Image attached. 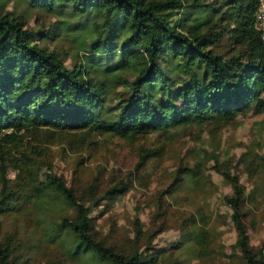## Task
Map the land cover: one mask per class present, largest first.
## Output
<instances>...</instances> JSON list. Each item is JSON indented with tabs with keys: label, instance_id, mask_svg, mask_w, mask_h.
Returning a JSON list of instances; mask_svg holds the SVG:
<instances>
[{
	"label": "trees",
	"instance_id": "16d2710c",
	"mask_svg": "<svg viewBox=\"0 0 264 264\" xmlns=\"http://www.w3.org/2000/svg\"><path fill=\"white\" fill-rule=\"evenodd\" d=\"M258 5V0H0V264H25L12 259L19 247L1 237L3 219L51 206L63 208L51 238L67 261L156 264L160 253L187 245L205 253L209 234L194 218L177 242L155 254L139 249L125 254L96 238L87 205L96 200L95 183L86 201L85 192L78 194L52 174L54 158L42 143L89 152L97 137L135 141L231 123L251 111L264 114ZM31 13L51 25L28 28ZM56 42L67 47L50 48ZM38 133L44 140H36ZM180 172L165 194L173 196L203 176L195 168ZM217 172L232 191L223 204L231 212L242 264H264V240L253 248L245 226L244 186L230 173ZM127 188L118 183L101 199L114 201ZM134 226L136 242L142 234L138 219Z\"/></svg>",
	"mask_w": 264,
	"mask_h": 264
},
{
	"label": "rangeland",
	"instance_id": "374dc122",
	"mask_svg": "<svg viewBox=\"0 0 264 264\" xmlns=\"http://www.w3.org/2000/svg\"><path fill=\"white\" fill-rule=\"evenodd\" d=\"M27 20V27L35 29L41 23L45 27L52 23L35 13ZM66 47L60 42L50 45L56 51ZM42 134L36 140H44ZM42 145L54 158L52 174L62 177L78 194L85 192L86 201L91 198L86 190L95 183L96 200L87 202L94 233L122 253L139 249L142 254H155L177 242L194 218L209 234L205 253L199 255L195 247L187 245L178 252L160 253L156 264H242L229 220L231 212L223 204V197L232 191L217 170L238 178L245 188L248 215L244 222L251 246L257 249L264 240V114L251 111L231 123L175 129L135 141L97 137L89 152H73L58 143ZM144 155H148L145 162L137 168ZM181 168H195L203 176L173 196L165 194L177 174H182ZM8 177H14L10 171ZM118 183L128 187L125 194L114 201L101 199ZM62 209L51 206L36 215L3 219L1 237L19 247L12 259L25 264H82L67 261L59 243L51 238L64 214ZM136 219L142 234L135 242ZM150 236L153 240L148 244Z\"/></svg>",
	"mask_w": 264,
	"mask_h": 264
},
{
	"label": "built area",
	"instance_id": "2783aa9c",
	"mask_svg": "<svg viewBox=\"0 0 264 264\" xmlns=\"http://www.w3.org/2000/svg\"><path fill=\"white\" fill-rule=\"evenodd\" d=\"M258 2L259 5L256 13V25L260 31L261 41L264 47V0H258Z\"/></svg>",
	"mask_w": 264,
	"mask_h": 264
}]
</instances>
